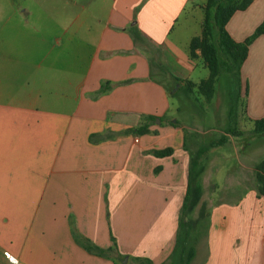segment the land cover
<instances>
[{"label": "crops", "instance_id": "1", "mask_svg": "<svg viewBox=\"0 0 264 264\" xmlns=\"http://www.w3.org/2000/svg\"><path fill=\"white\" fill-rule=\"evenodd\" d=\"M205 2L0 0V264H170L189 155L169 87L203 75ZM263 21L254 0L225 29L243 42ZM240 85L263 118L264 34ZM201 243V264H264V197L219 202Z\"/></svg>", "mask_w": 264, "mask_h": 264}, {"label": "rangeland", "instance_id": "2", "mask_svg": "<svg viewBox=\"0 0 264 264\" xmlns=\"http://www.w3.org/2000/svg\"><path fill=\"white\" fill-rule=\"evenodd\" d=\"M180 23L188 24L191 31L194 27L188 19L183 18ZM201 72L202 77L195 75L194 80L198 82L203 80L208 70L202 65L199 69V73ZM177 86L176 84L175 87L174 85L169 87V91H173ZM214 88V95L207 102L196 89L187 94L178 87L170 96L171 108L167 118L170 124L173 123L172 126L178 129L182 148L187 151L189 160L199 147L203 151L209 142L223 134L228 126L227 112L230 107H234L236 127L241 132L240 136H229L225 145L210 149L204 157L203 172L197 181L204 190L199 202L187 216V219L195 224L193 230L195 251L203 247L201 239L207 229V215L213 207L219 202L246 203L253 197L254 192L257 193L253 168L264 159V134L257 135L253 132L250 116L255 113L250 108L249 117L245 114L248 100L247 96H244L242 86L240 85L239 89L236 84L229 82L228 76L223 75L215 83ZM201 253L202 250H199L190 264H201ZM125 258L128 259L125 256L121 260L125 261ZM117 262L120 264V260L117 259ZM132 262L137 263L136 259H132Z\"/></svg>", "mask_w": 264, "mask_h": 264}, {"label": "trees", "instance_id": "3", "mask_svg": "<svg viewBox=\"0 0 264 264\" xmlns=\"http://www.w3.org/2000/svg\"><path fill=\"white\" fill-rule=\"evenodd\" d=\"M254 0H206L201 7L203 19L200 36L192 38L188 46V56L191 60L200 58L208 70L206 79L198 84L176 80L179 88L185 93L196 89L199 95L209 102L215 90V83L226 75L229 82H233L240 89V69L246 60L249 45L264 34V21L243 42H235L227 33L225 26L232 15L246 10ZM148 121L152 119L147 118ZM228 126L216 140L209 142L202 151L199 149L190 158L187 170L185 195L179 211L175 244L170 256V264H190L195 257L193 240L194 222L187 219L188 212L199 202L202 195L201 185L197 184L199 175L203 172V161L210 149H215L227 143L229 136H240L234 107L227 112ZM254 134H264V117L252 121ZM148 125L133 130L141 134L148 133ZM173 154L172 148H165L153 152L156 158H165ZM257 182L258 197H264V159L253 168ZM92 247H87L92 251ZM97 250V249H96ZM100 254L102 251L97 250ZM142 264H151L148 260H139Z\"/></svg>", "mask_w": 264, "mask_h": 264}, {"label": "water", "instance_id": "4", "mask_svg": "<svg viewBox=\"0 0 264 264\" xmlns=\"http://www.w3.org/2000/svg\"><path fill=\"white\" fill-rule=\"evenodd\" d=\"M174 91H172V93H173ZM156 122H158L159 123V120H156ZM126 261H127V258H125V261H122V264H125L126 263Z\"/></svg>", "mask_w": 264, "mask_h": 264}]
</instances>
